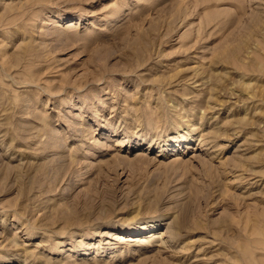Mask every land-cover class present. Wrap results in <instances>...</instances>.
I'll use <instances>...</instances> for the list:
<instances>
[{
    "label": "rangeland",
    "instance_id": "374dc122",
    "mask_svg": "<svg viewBox=\"0 0 264 264\" xmlns=\"http://www.w3.org/2000/svg\"><path fill=\"white\" fill-rule=\"evenodd\" d=\"M0 264H264V0H0Z\"/></svg>",
    "mask_w": 264,
    "mask_h": 264
},
{
    "label": "bare ground",
    "instance_id": "6f19581e",
    "mask_svg": "<svg viewBox=\"0 0 264 264\" xmlns=\"http://www.w3.org/2000/svg\"><path fill=\"white\" fill-rule=\"evenodd\" d=\"M184 137L181 138V142ZM200 145V144H199ZM175 146H171L173 149ZM179 147V145H178ZM200 149V148H199ZM153 226H148V225H138L137 227H130V228H122L119 229V232L115 234V238H120L122 235L123 236H128V235H138L141 233H144L148 231L149 229H152ZM106 234V233H105ZM114 236V235H113ZM122 238V237H121ZM131 240V239H130Z\"/></svg>",
    "mask_w": 264,
    "mask_h": 264
}]
</instances>
